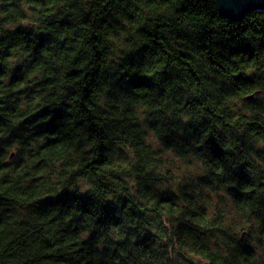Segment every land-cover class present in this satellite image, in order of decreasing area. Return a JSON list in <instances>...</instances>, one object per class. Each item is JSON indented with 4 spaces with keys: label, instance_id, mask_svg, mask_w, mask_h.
Here are the masks:
<instances>
[{
    "label": "clouds",
    "instance_id": "obj_1",
    "mask_svg": "<svg viewBox=\"0 0 264 264\" xmlns=\"http://www.w3.org/2000/svg\"><path fill=\"white\" fill-rule=\"evenodd\" d=\"M0 264H264V0H0Z\"/></svg>",
    "mask_w": 264,
    "mask_h": 264
},
{
    "label": "trees",
    "instance_id": "obj_2",
    "mask_svg": "<svg viewBox=\"0 0 264 264\" xmlns=\"http://www.w3.org/2000/svg\"><path fill=\"white\" fill-rule=\"evenodd\" d=\"M204 12H211V8L201 9L200 14L202 15V14H204ZM193 14H196V10H195V9H193ZM209 18H210V19H215V20H217V21L220 22V23H224L223 21H219V18H217V17L210 16ZM229 27L231 28L232 26L229 25ZM236 27L238 28L239 25H237ZM166 55H167V53H166ZM177 59H179L181 63H188V62L191 61L192 56H191L190 54L186 56L184 53H181L180 56L177 57ZM209 59H212V57H209ZM214 62H216V61H214ZM71 78H72V77L70 76L69 79H71ZM83 102H84L85 104H89V103H90V102L87 101V100H84ZM85 115H87V113H85Z\"/></svg>",
    "mask_w": 264,
    "mask_h": 264
}]
</instances>
